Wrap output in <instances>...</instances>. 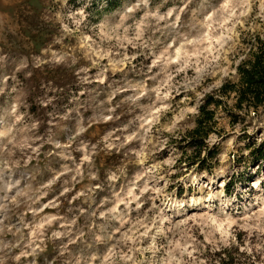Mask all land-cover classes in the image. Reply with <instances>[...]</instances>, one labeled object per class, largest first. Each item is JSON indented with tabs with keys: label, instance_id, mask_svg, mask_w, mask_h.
I'll return each instance as SVG.
<instances>
[{
	"label": "clouds",
	"instance_id": "obj_1",
	"mask_svg": "<svg viewBox=\"0 0 264 264\" xmlns=\"http://www.w3.org/2000/svg\"><path fill=\"white\" fill-rule=\"evenodd\" d=\"M22 3L0 0V264H264V161L236 163L264 0H32L35 26Z\"/></svg>",
	"mask_w": 264,
	"mask_h": 264
},
{
	"label": "trees",
	"instance_id": "obj_2",
	"mask_svg": "<svg viewBox=\"0 0 264 264\" xmlns=\"http://www.w3.org/2000/svg\"><path fill=\"white\" fill-rule=\"evenodd\" d=\"M250 55L255 56V63L257 67V73L256 75H249L248 81L250 84V91H254L256 94L257 103H264V46H262L259 54L251 53ZM240 71H244L243 68L240 69ZM211 99V97H209ZM239 107V105H237ZM207 118L211 119L212 113H207ZM240 119L238 115L233 114V122ZM251 122H249V125ZM248 125V126H249ZM190 136L193 137L191 145L195 146H201L203 144V141L199 138L200 133L199 131L196 133H189ZM240 139L247 140L249 143L247 144V147L250 148L251 155H250V163H255L259 161H264V142H260L259 144L253 139L252 133L247 132L245 130L244 135L240 137ZM190 145V146H191ZM219 153V147L215 146L210 152V157H215ZM201 168H208L209 164L207 160H204L201 162Z\"/></svg>",
	"mask_w": 264,
	"mask_h": 264
},
{
	"label": "rangeland",
	"instance_id": "obj_3",
	"mask_svg": "<svg viewBox=\"0 0 264 264\" xmlns=\"http://www.w3.org/2000/svg\"><path fill=\"white\" fill-rule=\"evenodd\" d=\"M13 12V15L16 19L23 21L29 14V12L34 13L31 23L33 26L36 25L37 21L35 19V16L38 15V10L34 9L32 6V0H23V3L16 6L14 9L11 10ZM25 35H31L25 31ZM47 36V33H38L31 35V40L35 43V47L38 49L45 43V38ZM27 41H21L19 38H17L16 44L9 48L8 51H10L13 54H16L18 52L24 51L25 49L21 46L22 44L26 43ZM40 77H47V78H52L56 79L59 82H70L71 80V73L70 72H65V71H59V72H50L46 69H40L37 72V78ZM249 127H253V131L250 132L252 133L253 139L257 142L256 138L261 135V133H264V127L261 128H255V126L251 123ZM223 131V129H222ZM99 134V130H97V135ZM219 147V152L222 150L220 146ZM237 164L243 163L245 167H255L257 164H261L259 161L255 163H250V159H245L243 157H238L236 160ZM260 171L264 172V164H261ZM251 179V177H250Z\"/></svg>",
	"mask_w": 264,
	"mask_h": 264
}]
</instances>
